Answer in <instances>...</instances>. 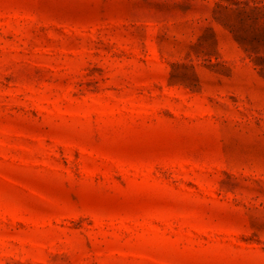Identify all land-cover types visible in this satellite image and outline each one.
<instances>
[{
    "label": "rangeland",
    "instance_id": "obj_1",
    "mask_svg": "<svg viewBox=\"0 0 264 264\" xmlns=\"http://www.w3.org/2000/svg\"><path fill=\"white\" fill-rule=\"evenodd\" d=\"M0 264H264V0H0Z\"/></svg>",
    "mask_w": 264,
    "mask_h": 264
}]
</instances>
